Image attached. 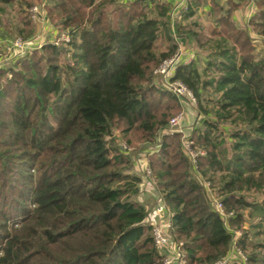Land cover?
<instances>
[{
  "label": "trees",
  "instance_id": "1",
  "mask_svg": "<svg viewBox=\"0 0 264 264\" xmlns=\"http://www.w3.org/2000/svg\"><path fill=\"white\" fill-rule=\"evenodd\" d=\"M247 1L253 12L238 29L240 5L210 0L205 31L192 22L193 2L172 24L157 0H0V37L8 8L21 18L17 34L33 36L28 11L38 2L69 37L32 51L10 79L0 71V264H163L138 199L141 176L115 129L133 151L135 140L158 146L147 156L150 179L186 264L236 251L264 264V51L250 36L264 38V0ZM176 37L203 55L170 79L201 117L194 160L180 133L162 134L181 105L153 73L177 53Z\"/></svg>",
  "mask_w": 264,
  "mask_h": 264
},
{
  "label": "rangeland",
  "instance_id": "2",
  "mask_svg": "<svg viewBox=\"0 0 264 264\" xmlns=\"http://www.w3.org/2000/svg\"><path fill=\"white\" fill-rule=\"evenodd\" d=\"M240 2H241L240 7L237 10L233 11V13H232V15L235 14V16L236 15L238 16L240 13L239 19L237 21L235 19L233 20L235 27H237L238 29H241L246 25V23L248 22V20L251 17V13L253 12V8H251L252 11L250 9L252 4L249 1L246 2V0H240ZM222 4H224V2ZM207 5H209V0H202V2L199 4V7H197L198 9H196L195 16L193 17V20H192V22L198 23L205 31L209 28V26L212 23L211 22L212 16H210V14L209 15L207 14L208 13L207 8H206ZM33 7L37 8L38 13L41 15V18H43L44 22L36 24V23H34V21L31 20L32 21V23L30 24L31 27H29V28H33L34 35L31 36L29 39H26V40H23L22 37L17 34L16 28L18 26V23H20L21 18L16 14L15 9L14 8H8L6 10V14L2 16L3 27L6 28V31H4V33L1 34V37H0V44H1L0 45V54L2 55V58H1L2 61L0 62V71L1 70H7L8 71V75H7L8 79L11 78L10 72L11 71H17L19 62L21 60H23L27 55H29L32 51L39 50V48H38L39 46L47 44L49 42L56 43L57 45H59L61 42L58 41V39L60 37L63 38V36H65V34H66L65 32L58 33L55 25L51 24L50 22L47 21L46 11L44 10V6H43V4H41V2L36 3ZM172 11L173 12L171 13L170 17L172 19L174 17H176V19L172 20L173 21L172 24H174V23H177L181 20V18H180L181 17L180 16L181 10L175 9ZM249 12H250V14H249ZM28 13H29V11H28ZM29 17H30V14H29ZM30 19H31V17H30ZM184 24H187V23H184ZM205 34H207V33H205ZM250 36L252 39V46H254L256 48V52L264 51V38L259 37L255 33H251ZM16 39H18V40L21 39V40L27 42L26 45H27L29 51H27L25 53L24 51H26V49H24L23 52L25 54L20 53L17 55H15V53H13V52L11 53L12 50L10 48H8V46H9L8 44L10 42H14ZM2 42L3 43L5 42V43L2 44ZM191 48H192V45L190 46V49ZM193 48H196V50L198 51L197 47L194 44H193ZM183 51H184L183 46L179 43L178 44V52L183 53ZM202 57H203V55L198 52V56L196 59L200 65L203 62ZM67 63L69 64L70 61ZM153 73H154V71H153ZM155 78H156V82H157L156 86L159 89L166 90L164 80L158 76H155ZM180 105H181L180 111L178 113L174 114L171 118L176 117L177 115L181 116V119L179 121V125L177 126L176 129H178L177 133H180L182 135V137L180 138V140L182 141L184 137H188L190 139L191 131H192L193 127L199 122L201 117H199V115L196 111L195 102L189 103L187 101L186 102L183 101V102H180ZM113 138L115 139L118 146H120V148L122 150H124L127 155L128 154L132 155L131 158L134 162V165L136 164L135 167H137V169L134 172L137 174H139L138 172H141L140 169H142V167H140V166H141V164H144L145 160H146L145 163L147 164L148 154L155 152L157 150V145L155 147H151V146L146 145V144H141L140 142H137L135 140L134 145L137 147L136 148L137 150L135 149L136 151H133L134 149L126 147V145L120 139V133H119L118 129L113 130ZM133 168H134V166H133ZM140 175H141V180H142L141 185H140V189H141L140 194H142V197L138 196V199L141 200L142 202H144L145 204H148L149 215H148L147 219H148V221L152 222L153 224H155V223L158 224L160 221L163 222V218H161V220H159V217L157 216V211H159L158 208L162 207V203L160 202V199L157 195V192L154 189V184L150 178L145 176V173L143 170L140 173ZM161 214H163V213H160V215ZM245 226H247V224ZM238 233L240 234V232H238Z\"/></svg>",
  "mask_w": 264,
  "mask_h": 264
},
{
  "label": "built area",
  "instance_id": "3",
  "mask_svg": "<svg viewBox=\"0 0 264 264\" xmlns=\"http://www.w3.org/2000/svg\"><path fill=\"white\" fill-rule=\"evenodd\" d=\"M29 14L31 17V20L34 21V23H43V18H41V15L38 13V10L36 7H31L29 9ZM56 34V33H55ZM60 42L67 43L69 41V37L67 34L65 36L60 37L58 39ZM5 43V42H4ZM2 42V44H4ZM27 42L16 39L14 42H10L8 45V48H10L12 51L11 53L17 54H25L28 50ZM54 45H57L56 43H52ZM1 45V44H0ZM43 45L39 46L38 48H41ZM26 49V51L23 52V50ZM31 50V49H30ZM21 51V52H20ZM32 51V50H31ZM182 53L178 52L171 58L163 61L155 70L154 75L162 78L165 83V88L167 92H170L173 94L180 102L187 101L189 103H194V98L192 97L191 93L179 82H170V79L173 76V73L177 66L180 64H183L182 62ZM2 55L0 54V62ZM181 119L180 115H177L176 117H173L168 122V127L162 132L164 135H172L175 132H178L177 126L179 125V121ZM181 147L184 153L192 160L196 157V153L194 150H192V142L188 137H184L181 141ZM158 149V146H157ZM145 176L150 178V170L148 169V166H145L144 168ZM207 185V184H206ZM160 206V205H159ZM215 209L222 213V206L219 203H215ZM159 211H157V216L159 217V220L163 218V222H159L158 224H153L152 222L148 221L150 224L152 230V238L154 242V246L156 249L162 253L163 255V264H186V255L183 249L182 243H175L171 240V238L168 235V230L170 228V214L169 211L165 208V206L162 204L161 208H158ZM157 209V210H158ZM161 209V210H160ZM160 213H163L160 215ZM237 237L239 236V233L236 232L235 234ZM235 264H246L245 257L239 252L236 251V253L227 258L226 260H222L218 262L217 264H224L226 262H233Z\"/></svg>",
  "mask_w": 264,
  "mask_h": 264
},
{
  "label": "crops",
  "instance_id": "4",
  "mask_svg": "<svg viewBox=\"0 0 264 264\" xmlns=\"http://www.w3.org/2000/svg\"><path fill=\"white\" fill-rule=\"evenodd\" d=\"M157 1H159L160 3H164V4L169 5L170 8H171V13L173 12L172 10H175V9L181 10V9L185 8L186 5L188 4V2L195 3V7H194L195 13H196V9H198L197 7H199L198 4L196 5V3H197L196 0H157ZM218 1H219L220 5H224L225 6V4L227 3L228 0H218ZM223 2H224V4H222ZM233 2H235L236 4H239V5L241 3L240 0H233ZM210 6H211V4H210V0H209V5H207L206 8H207V12H208L207 14L208 15L210 14V16H211V13L209 11ZM251 8H252V6L250 7V9ZM251 11H252V9H251ZM250 12H249V14H250ZM239 17H240V13H239L238 16L237 15L235 16V14L233 15V18L236 21L239 19ZM173 19H176V17H174ZM176 40H177V43L178 44L180 43L183 46V49H184V51L182 53V55H183V57H182L183 64L189 63V62H192V61L196 60V58L198 56V51L196 50V48H193V42L190 39L183 38V37H176ZM191 45H192V48L190 49ZM145 162H146V160L144 161V164H141V166H140V167H142V169H140L141 172H142V170H144L145 166L148 165ZM135 166H136V164L134 165L133 172L137 169V167H135ZM141 172H138L139 174H137L135 172L134 173L137 174V175H140ZM139 196L142 197V194H140ZM139 201H141V200H139Z\"/></svg>",
  "mask_w": 264,
  "mask_h": 264
}]
</instances>
